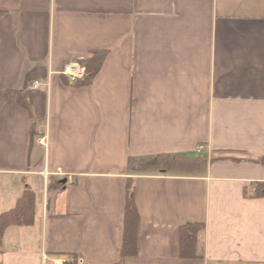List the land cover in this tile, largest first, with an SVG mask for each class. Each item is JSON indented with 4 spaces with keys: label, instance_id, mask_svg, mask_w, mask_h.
<instances>
[{
    "label": "crops",
    "instance_id": "1",
    "mask_svg": "<svg viewBox=\"0 0 264 264\" xmlns=\"http://www.w3.org/2000/svg\"><path fill=\"white\" fill-rule=\"evenodd\" d=\"M99 51L90 83L61 72ZM200 144V172L130 171ZM261 156L264 0H0V213L36 195L0 264H264V196L249 195L264 165L246 160ZM130 199L138 252L124 257ZM188 222L204 223L202 257L180 256Z\"/></svg>",
    "mask_w": 264,
    "mask_h": 264
},
{
    "label": "trees",
    "instance_id": "2",
    "mask_svg": "<svg viewBox=\"0 0 264 264\" xmlns=\"http://www.w3.org/2000/svg\"><path fill=\"white\" fill-rule=\"evenodd\" d=\"M106 52H95L86 60V77L75 84L90 83L94 75L99 70ZM17 96L21 106L29 109L31 105L30 91L13 90ZM226 159L227 157H215L211 160ZM235 160H242L233 157ZM246 160L259 162L264 165V156L247 158ZM209 159L207 156L185 153L168 154L162 153L152 157H138L130 159L129 168L131 172L142 173L143 171L157 170L159 172H176L179 173H196L206 168ZM59 182L57 181V185ZM60 185V183H59ZM51 188V179L48 182L47 190ZM251 196H264V181L255 183L254 189L249 194ZM36 195L34 190L27 187L23 194L18 198L16 204L0 213V244L5 230L12 225L29 226L35 221ZM139 222V214L133 199L128 201L125 215V232L122 246V256L135 255L138 252L137 245V228ZM203 222H188L182 224L179 229L180 233V256L197 258L202 257L203 253L199 249L200 234L204 229ZM77 264V263H74ZM121 264V263H119Z\"/></svg>",
    "mask_w": 264,
    "mask_h": 264
},
{
    "label": "built area",
    "instance_id": "3",
    "mask_svg": "<svg viewBox=\"0 0 264 264\" xmlns=\"http://www.w3.org/2000/svg\"><path fill=\"white\" fill-rule=\"evenodd\" d=\"M61 72L69 78L71 83L75 84L76 82L81 81L86 77L87 69L86 66L81 61L74 60L64 65ZM42 84L43 82L41 80H35L31 84L30 88L33 90H37L42 86ZM47 85H49V82L47 83ZM39 142L41 144H45L46 143L45 137H42L39 140ZM204 150H205V146L203 144L198 145L196 148V152L198 154H203ZM71 182L73 181L68 180L67 184H70Z\"/></svg>",
    "mask_w": 264,
    "mask_h": 264
},
{
    "label": "rangeland",
    "instance_id": "4",
    "mask_svg": "<svg viewBox=\"0 0 264 264\" xmlns=\"http://www.w3.org/2000/svg\"><path fill=\"white\" fill-rule=\"evenodd\" d=\"M156 172H159V171H157V170H155ZM154 170H152V171H143V172H155ZM168 173H174V174H178L179 172L178 171H176V172H168Z\"/></svg>",
    "mask_w": 264,
    "mask_h": 264
},
{
    "label": "water",
    "instance_id": "5",
    "mask_svg": "<svg viewBox=\"0 0 264 264\" xmlns=\"http://www.w3.org/2000/svg\"><path fill=\"white\" fill-rule=\"evenodd\" d=\"M66 182H67V178L60 181V183H62V184H66Z\"/></svg>",
    "mask_w": 264,
    "mask_h": 264
}]
</instances>
